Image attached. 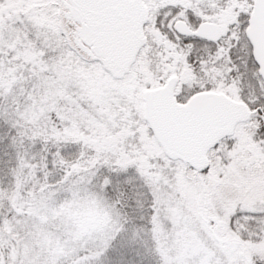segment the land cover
Wrapping results in <instances>:
<instances>
[{"label":"snow or ice","instance_id":"1","mask_svg":"<svg viewBox=\"0 0 264 264\" xmlns=\"http://www.w3.org/2000/svg\"><path fill=\"white\" fill-rule=\"evenodd\" d=\"M0 264H264V0H0Z\"/></svg>","mask_w":264,"mask_h":264}]
</instances>
